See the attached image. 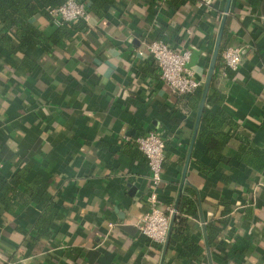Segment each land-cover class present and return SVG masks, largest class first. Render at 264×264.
<instances>
[{"label":"crops","instance_id":"crops-1","mask_svg":"<svg viewBox=\"0 0 264 264\" xmlns=\"http://www.w3.org/2000/svg\"><path fill=\"white\" fill-rule=\"evenodd\" d=\"M158 1L119 0L70 24L56 46L41 41L15 55L0 46V264H264V162L254 168L230 151L210 157L198 140L203 112L195 130L198 107L169 90L153 57L136 53L153 38L188 48L186 66L203 82L228 0H184L183 14ZM35 23L46 36L56 29L45 14ZM222 43L249 48L226 76L220 53L215 86L224 99L203 111L221 109L226 133L264 149V0H230ZM150 129L166 146L160 205L176 216L189 198L193 214L183 216L198 255H179L171 229L160 245L136 226L150 181L135 139ZM20 162L23 180L50 182L61 215L36 241L30 229L48 201L4 193L5 184L24 188Z\"/></svg>","mask_w":264,"mask_h":264},{"label":"trees","instance_id":"trees-1","mask_svg":"<svg viewBox=\"0 0 264 264\" xmlns=\"http://www.w3.org/2000/svg\"><path fill=\"white\" fill-rule=\"evenodd\" d=\"M66 0H0V46L11 55L18 52H24L26 48L34 43L41 41L51 42L54 46L66 36L69 25L74 22H64L58 26L49 35L46 36L42 29L35 23V19L40 14H44L47 7H57L62 5ZM85 3L90 14L103 16L108 7L117 5L119 0H77ZM197 0H187L193 3ZM184 0H164L162 6L165 9H172L178 13H184L182 8ZM159 5V4H158ZM51 22L50 19H48ZM80 21V20H78ZM77 22V21H76ZM155 39V38H153ZM225 47L221 43L220 53ZM219 53V56H220ZM219 56L215 66L212 81L209 87V92L206 101L211 104L220 105L224 99L223 93L216 88L215 78L217 69L219 68ZM22 61L27 62L23 57ZM31 65L33 66L34 63ZM220 69V68H219ZM228 75L230 69H226ZM235 72V71H234ZM202 85L192 94L184 95L188 97L192 106L197 109ZM228 117L225 113L218 109L212 111L210 109L203 111L201 119V127L198 131V140L206 146L207 154L215 159H220L224 153L233 152L232 158L245 162L254 168H259L260 163L264 162V149L252 148L247 139L240 133L238 135H230L223 130V125L227 122ZM233 127V123L230 122ZM238 131L236 130L235 133ZM28 166L25 162L19 163L18 179L24 187L22 190L15 192L14 187L8 184L4 185V193L11 191L17 193L19 201L26 199L28 202H38L47 200L48 205L39 218L34 222L30 229L31 240L38 239L41 235L49 234L52 224L58 220L61 215L59 210L54 206L52 192L50 191V182L40 176H35L31 181L23 180ZM2 197L3 193H2ZM26 202L24 201L23 204ZM24 206V205H20ZM191 201L187 197H182L178 203L179 214L174 217L171 226L170 243L180 242L182 250L179 255L191 256L198 255L201 248L194 244L189 237V227L185 215L193 214ZM215 228H213V232Z\"/></svg>","mask_w":264,"mask_h":264},{"label":"built area","instance_id":"built-area-1","mask_svg":"<svg viewBox=\"0 0 264 264\" xmlns=\"http://www.w3.org/2000/svg\"><path fill=\"white\" fill-rule=\"evenodd\" d=\"M161 1L164 0L158 2ZM212 2L213 0H199L198 5L211 7ZM226 13L224 12V14ZM44 14L55 26L78 20L88 23L90 18L85 3L77 0H66L60 6L47 7ZM248 48L249 45L246 44L244 46H225L221 51L223 65L220 74L226 76V69L236 71ZM136 53L139 55L148 54L153 57L159 69L160 79L176 95L192 94L203 84L186 66L190 58V49L188 48L177 50L165 41L145 39L141 42V46L136 48ZM135 143L146 158L150 181V189L146 195L149 209L142 215L136 226L143 236L163 245L168 237L171 217L176 212L172 205L162 208L158 196V190L163 182V162L166 157L165 139L162 132L150 129L136 137ZM113 225L112 222L108 223L109 228H112Z\"/></svg>","mask_w":264,"mask_h":264},{"label":"water","instance_id":"water-1","mask_svg":"<svg viewBox=\"0 0 264 264\" xmlns=\"http://www.w3.org/2000/svg\"><path fill=\"white\" fill-rule=\"evenodd\" d=\"M229 3H230V0H228V2H227V7L225 9V12H227V10H228ZM225 19H226V14H224V16L222 18V21H221V24H220V27H219V30H218V34H217L216 39H215V44H214V48H213V51H212L210 63L208 65L207 73H206L205 79H204L203 84H202L201 96H200L199 106H198V111H197V116H196L195 130H196L197 126H198L200 117H201L203 109H204L207 93H208V90H209V87H210V84H211V81H212V77H213V74H214L215 66H216V63H217V60H218V56H219V53H220V47H221V43H222ZM174 217H175V213H173V215L171 217L170 229H171V225H172V222L174 220ZM170 229H169V232H170ZM167 241H168V238L166 240L165 245H167Z\"/></svg>","mask_w":264,"mask_h":264}]
</instances>
